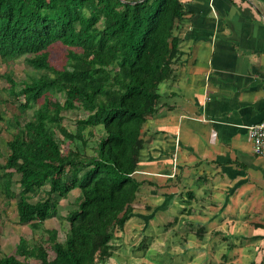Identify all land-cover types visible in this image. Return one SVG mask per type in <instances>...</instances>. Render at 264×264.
I'll return each instance as SVG.
<instances>
[{"label": "trees", "instance_id": "1", "mask_svg": "<svg viewBox=\"0 0 264 264\" xmlns=\"http://www.w3.org/2000/svg\"><path fill=\"white\" fill-rule=\"evenodd\" d=\"M183 9L181 0H0V59L25 57L34 73H44L21 84L7 76L8 94L23 101L11 118L0 113L14 130L0 192L16 200L20 226L47 235L34 246L21 236L15 256L0 264H102L112 257L114 234L132 218L142 185L134 177L142 129L157 111L159 85L172 78ZM56 50L63 52L60 67L51 60ZM75 111L85 117L70 131L63 113ZM58 134L83 147L93 139V155L63 151ZM74 190L60 241L43 225Z\"/></svg>", "mask_w": 264, "mask_h": 264}, {"label": "crops", "instance_id": "2", "mask_svg": "<svg viewBox=\"0 0 264 264\" xmlns=\"http://www.w3.org/2000/svg\"><path fill=\"white\" fill-rule=\"evenodd\" d=\"M181 1L173 75L142 129L133 216L102 264H212L219 254L264 264V158L247 134L264 121V0ZM248 211L261 219L234 222Z\"/></svg>", "mask_w": 264, "mask_h": 264}, {"label": "rangeland", "instance_id": "3", "mask_svg": "<svg viewBox=\"0 0 264 264\" xmlns=\"http://www.w3.org/2000/svg\"><path fill=\"white\" fill-rule=\"evenodd\" d=\"M51 60L54 66L56 67L62 66L64 64L63 52L59 50L54 51ZM43 74L44 73H37V72L34 73L32 68L26 63L25 57L7 63L3 62L0 59V113L6 119L11 118L17 112V105L19 104V102L23 101L22 98L16 99L8 94L9 82L7 81V76H10L12 80L17 84H21L22 82L27 81L29 76L35 75V77H38ZM55 99L62 103L64 97L62 95H57ZM30 115H31V111H28L26 118H29ZM63 115H64V120L62 124L70 131L75 130V124H76L75 122L77 120L83 119L85 117L84 113L81 111L66 112L63 113ZM12 133H14V130H9V129L7 130L5 122H0V169L3 167V164L5 163L9 153L6 144L11 140ZM57 137H58L59 145L61 146L63 151L78 149L81 152L86 153V155L88 156L93 155V150L95 147L93 144L95 143L93 139H89V142L86 145V147H83L79 141L72 142L63 139L59 134ZM18 179L19 178L15 176L12 185V190L17 193L19 191L17 184ZM74 197H75L74 195H70L68 196L67 201L60 202L58 208V215L56 217L47 220L43 225V228L46 230H51V229L56 230L58 232L60 241L63 240L64 235L69 228L67 222L64 220V217L67 215L69 211L74 209L75 207L74 206L75 204H73ZM226 198L228 199V197ZM35 201L37 200L35 199L32 200L31 202H35ZM15 202L16 200L6 201L4 196L0 192V257L14 255L15 246L18 242V238H20L21 236L26 238L30 246H34L38 243L44 242L47 239V235H45L42 230L37 232H32V230L28 226H20L17 223ZM251 202L254 203L253 201ZM256 213L257 215L261 214V212L259 211L258 212L248 211L246 213L237 212L235 213L233 220L234 222L242 221L243 223H250L252 225L255 224L257 220L261 219L259 216L256 215ZM259 222H264V221L259 220ZM240 245H241V241H238L237 244L234 243L230 247L237 248ZM49 255L50 257H52L51 252L49 253ZM218 256L219 257H217L216 259H213L212 264H227L230 262L229 261L230 255L219 254ZM246 262L250 263V259L247 260ZM235 263H239V261L237 260L235 261ZM30 264H37V262L31 261ZM207 264L210 263L207 261Z\"/></svg>", "mask_w": 264, "mask_h": 264}, {"label": "built area", "instance_id": "4", "mask_svg": "<svg viewBox=\"0 0 264 264\" xmlns=\"http://www.w3.org/2000/svg\"><path fill=\"white\" fill-rule=\"evenodd\" d=\"M247 134L254 155L264 158V121L249 127Z\"/></svg>", "mask_w": 264, "mask_h": 264}]
</instances>
